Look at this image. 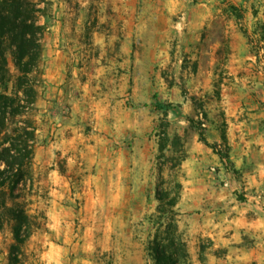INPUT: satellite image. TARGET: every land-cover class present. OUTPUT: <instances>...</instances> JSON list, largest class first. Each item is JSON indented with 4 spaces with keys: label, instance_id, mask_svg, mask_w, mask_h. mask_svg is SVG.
I'll return each instance as SVG.
<instances>
[{
    "label": "rangeland",
    "instance_id": "1",
    "mask_svg": "<svg viewBox=\"0 0 264 264\" xmlns=\"http://www.w3.org/2000/svg\"><path fill=\"white\" fill-rule=\"evenodd\" d=\"M46 1L32 165L6 195L32 235L18 243L5 219L0 264H153L159 191L179 192L190 249L207 198L247 201L196 124L230 158L231 120L264 137V0ZM193 247L209 264L208 242Z\"/></svg>",
    "mask_w": 264,
    "mask_h": 264
},
{
    "label": "trees",
    "instance_id": "2",
    "mask_svg": "<svg viewBox=\"0 0 264 264\" xmlns=\"http://www.w3.org/2000/svg\"><path fill=\"white\" fill-rule=\"evenodd\" d=\"M49 5L46 0H0V230L5 219L12 221L18 243L31 237V218L19 207H8L6 195L19 199L16 191L32 165L37 131L32 117L42 85V41L47 31L41 19L47 17ZM11 62L16 74L10 69ZM159 107L167 110L169 106ZM196 125L201 142L230 164L229 154L220 152L219 144L206 138L203 123ZM221 139L228 145L225 133ZM178 185L181 190L182 185ZM157 200V212L150 218L155 228L147 246L150 259L153 264H192L188 243L176 220L179 192L173 196L159 191Z\"/></svg>",
    "mask_w": 264,
    "mask_h": 264
},
{
    "label": "crops",
    "instance_id": "3",
    "mask_svg": "<svg viewBox=\"0 0 264 264\" xmlns=\"http://www.w3.org/2000/svg\"><path fill=\"white\" fill-rule=\"evenodd\" d=\"M247 131L248 126L231 120L227 133L231 165L246 181L247 201L207 198L198 220L187 226L194 260L193 245L198 243L201 249L208 242L209 264H264V137L260 129L252 138Z\"/></svg>",
    "mask_w": 264,
    "mask_h": 264
}]
</instances>
